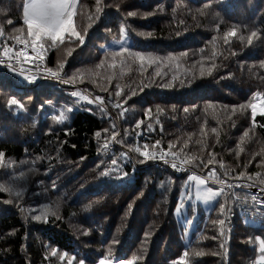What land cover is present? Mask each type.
<instances>
[{
    "label": "trees",
    "instance_id": "obj_1",
    "mask_svg": "<svg viewBox=\"0 0 264 264\" xmlns=\"http://www.w3.org/2000/svg\"><path fill=\"white\" fill-rule=\"evenodd\" d=\"M26 2L0 0V44L18 50L14 37L32 40L17 31ZM72 27L85 37L83 45L68 33L63 43H44L50 68L65 79L75 75L73 83L25 82L0 67V184L21 193L0 192V264H264L263 205L235 190L223 192L209 211L199 204L196 210L185 198L193 190L187 174L132 151L160 140L159 149L180 160L199 157L186 164L201 173L264 187V115L253 119L247 107L255 92H264V0H77ZM124 33L132 51L164 62L146 59L141 66L127 54L108 55L119 50L112 41ZM166 83L172 86H161ZM97 95L103 103L83 99ZM13 98L24 108L9 105ZM48 208L59 218L32 220ZM220 219L223 225L213 223Z\"/></svg>",
    "mask_w": 264,
    "mask_h": 264
},
{
    "label": "snow or ice",
    "instance_id": "obj_2",
    "mask_svg": "<svg viewBox=\"0 0 264 264\" xmlns=\"http://www.w3.org/2000/svg\"><path fill=\"white\" fill-rule=\"evenodd\" d=\"M97 4L99 5L100 0H96ZM75 7V0H28V2H26L23 5V24L27 26V34L28 36H30L32 38L31 43L34 45L32 48V51L40 58V60L42 61L44 59V57L41 55V52L44 50V44L43 43H37L39 41L43 39H46L48 41H51L53 45L56 44L57 41H60L61 43H63L64 41V37H65V33L69 34V37H76L79 41L80 45L84 44L85 41V37L83 35H81L80 33H78L76 31V29L74 27H72L73 24V8ZM100 9L99 7L97 8V12H99ZM129 16H135L136 14L134 12H129L128 13ZM12 21H9V24H11ZM3 28H0V36L3 35ZM17 31H19V29H17ZM121 33L124 32V29L121 28L120 29ZM229 33H226V35H228ZM141 36L144 35H151L150 33H140ZM256 33L253 32L252 36H255ZM15 39L19 40L20 44H27L28 41L25 39H20L18 37H14ZM241 40L244 39V37L240 38ZM130 41V37L128 39H124L120 42V48L118 51H112L110 53H108V55H110L113 58H118L123 56L124 54H127V56L129 58L132 59H138L141 62V66H143L145 60L147 59V61L149 63H157V65L159 66V63H163V59L159 58V57H154V56H148L146 57L143 52L141 51H132V43L129 42ZM248 43L251 44L252 43V38L249 37L248 38ZM39 49V51L37 50ZM71 54V53H69ZM3 55L5 57L8 58V63L5 64L4 59L0 58V64H5V66L9 69H14V64L11 62L14 58H19L21 60V62H23V60H27L28 56L25 53L24 50H21L17 53H13L12 48H4L3 49ZM167 59L169 61H171L172 59H174V57H167ZM123 63V61H122ZM104 61L101 60L99 65H97V67L103 66ZM37 67H39V64H37ZM64 67L63 64L60 65V69H62ZM110 67L115 68L116 65L113 63L112 65H110ZM90 75H93L94 73H92L90 71L89 73ZM159 75V73H157ZM208 75H211V69L208 70ZM19 75H21L25 81L28 82H37L41 77H44L45 79L48 77H51L57 81H62L65 84L68 83H73L76 79V76L73 75L72 77L65 79L64 77H62L60 75V71L56 70L54 71L52 68H46L45 71L43 73L40 72H33L30 75L25 76L23 71H21L19 73ZM200 75L203 76L205 75L204 71L201 70ZM109 79H111V77H109ZM176 77L173 76L172 80H175ZM0 83H5V81L3 80V78H0ZM92 83H95V81L93 80ZM43 85L41 83H36V87L37 88H41ZM162 87H171V84H163L161 85ZM117 89H119V85H117ZM102 91H106L107 89H101ZM140 90H143V85L141 86ZM120 91L117 90L116 92V96L119 97L120 96ZM70 95L72 97L75 98H80L82 96V94L80 92L77 91H72L70 93ZM132 95H135V91L132 92ZM254 98L257 101H260L262 104H264V92L261 91H257L254 93ZM83 99L87 100V102L89 104H93L97 101L103 103V98L99 95L93 97V98H89L88 96H83ZM9 105H17L20 109L24 108V105L21 104L17 99L13 98L10 99L8 101ZM120 105L118 104L117 107H119ZM224 107H227L226 105ZM241 108L245 107V105H240ZM247 107H249L251 109V116L253 117V119L256 117L257 115V103L255 102H250ZM68 111H72V109H68ZM158 112H162L163 109L158 108L157 109ZM173 111H175V107L173 106ZM183 111L185 113H187L189 111L188 107H185L183 109ZM261 114L264 115V107H261L260 109ZM57 119H64L63 114H61L60 116L57 117ZM140 123L142 122H137L136 123V128L139 129L140 128ZM152 124L149 123L147 125V128L149 130H152ZM104 131L107 133L108 129H104ZM212 131L215 132L216 128H212ZM95 135L97 137L100 136V132L97 131L95 133ZM245 136L248 135L247 132L244 133ZM117 138V134L115 131H113L111 133V139L113 141H116ZM161 145V141L160 140H156L154 145H149L148 143H145L143 145V149L141 147H134L132 148V151L135 153H138L141 157L144 158V160H160L163 161L166 164H170L171 168L176 170L178 167H180V165H178L175 160H176V156L177 153L174 151H163V150H158V151H149L148 149L150 147L152 148H157L159 149V146ZM107 147V144L105 145ZM74 147V146H73ZM167 148L169 150H171L173 148V144L171 142L168 143ZM122 156L124 158H129V153L128 152H124L122 154ZM3 157H4V153L0 152V164L3 163ZM168 157H171V160L168 159ZM199 160V157H193L192 160L189 161H181V165L184 163H192L194 161ZM200 163H204L203 161H200ZM213 163L212 159L209 158L207 160V164L211 165ZM111 164L112 166L115 168L118 164V161L116 159H112L111 160ZM118 171L123 172V175L125 178L128 177L129 173L127 171H123V169H119ZM25 175L24 172L20 173V177L23 178ZM102 176H108V172L104 171L101 173ZM215 171H213L209 178L214 177ZM241 175H243V173H241ZM259 175V174H257ZM187 180L189 181H197L199 185H206L207 184V180L205 178H202L201 176H197V175H189L186 177ZM224 181H221L219 179H217V184H224ZM229 187H231L229 185ZM0 192H7L10 196L11 195H15L16 197H19L21 195L20 191L17 190L15 188V186L13 185H5V184H0ZM224 192L223 188H216L214 189L213 187H205L203 189V191L201 192L199 189L197 191V195L198 198L202 199L205 203L207 202H211V201H215L218 197H220ZM253 199H255V197H253ZM6 203H11V200L5 201ZM59 206L57 205V208ZM88 207H91V205H88ZM130 207V205H129ZM220 211L221 213H223L225 211V204H220ZM179 210V209H177ZM49 216L52 217H56L57 219L59 218L58 215V211L57 210H52L51 208H48L46 211H43L40 215H32V220L34 221H43V222H47V219ZM260 222L264 223V214L260 215ZM213 223H219L220 225L224 224V220L220 219L218 221H213ZM261 253H264V240H261ZM53 255H56V250H53ZM185 256L188 255L187 252L184 253ZM196 255H202V253H197ZM61 259H63V257H61ZM73 259H75V257H73ZM261 261L264 262V255H261ZM69 264H71V261L69 262ZM79 264H85V260L81 259L79 261ZM90 264H95V261L90 262ZM98 264H106V260L105 259H99ZM119 264H130V262L126 261V260H120Z\"/></svg>",
    "mask_w": 264,
    "mask_h": 264
},
{
    "label": "built area",
    "instance_id": "obj_3",
    "mask_svg": "<svg viewBox=\"0 0 264 264\" xmlns=\"http://www.w3.org/2000/svg\"><path fill=\"white\" fill-rule=\"evenodd\" d=\"M9 47L10 46L0 44V58L4 59L5 64H7L9 61H8V58L3 55V49L9 48ZM32 48L33 46H30V45L27 48L26 47L21 48V46L19 45L18 49L24 50L28 56V59L23 60V62H21L19 58H14L11 61L15 66L13 70H15L18 73V75L21 71H23L25 76L30 75L33 72L43 73L46 68H50L47 63L46 54L43 51L41 52V55L44 57V59L41 61L40 58L32 51ZM12 50H13V53L18 52V50H15L14 48H12ZM37 50L39 51V49ZM5 64H0V67H6ZM37 64H39V67H37ZM25 82H28V81H25ZM158 150H163V149H158ZM168 159L171 160V157H168ZM181 161L183 160H180L178 158H176L175 160V162L178 165H180V167H178L176 170L173 169L176 173L187 174L188 176L189 175L201 176L202 178H205L207 180L208 185H212L216 188H223L224 193L226 194H229L235 190H243L250 196V198L254 202L259 203L264 206V187L263 186L255 184L250 181H246V180H230L225 177H217V176L209 178L210 174L203 173V172L201 173L198 170L194 169L193 167L187 165L186 163L181 165ZM161 162L163 161H160L158 159L155 160V163L157 165H161L160 164ZM217 179L224 181L225 183L218 185ZM229 185L231 187H229ZM253 197H255V199H253Z\"/></svg>",
    "mask_w": 264,
    "mask_h": 264
},
{
    "label": "rangeland",
    "instance_id": "obj_4",
    "mask_svg": "<svg viewBox=\"0 0 264 264\" xmlns=\"http://www.w3.org/2000/svg\"><path fill=\"white\" fill-rule=\"evenodd\" d=\"M27 2H28V0H27ZM76 4H77V0H75V7H76ZM75 7L73 8V15H74V11H75ZM19 32H24L25 34H27V26L26 25H24V24H22V25H20L19 26ZM65 34H67V33H65ZM27 36H28V34H27ZM31 38V37H30ZM32 39V38H31ZM124 39H128V36H127V34L126 33H124L119 39H117V40H113L112 41V46L114 47H116V46H120V42L122 41V40H124ZM26 40V39H25ZM28 41V43L27 44H20L19 42L18 43H16V45L15 46H17V48L19 47V45L21 46V48H23V47H29V45L30 46H34L32 43H31V41L30 40H27ZM44 39L42 38V40L41 41H39V42H37L38 44L39 43H43L44 44V50H43V52L45 53V43H44ZM130 42V41H129ZM49 66V65H48ZM50 67V66H49ZM255 103H257V114H261V111H260V109H261V107H264V104H262L260 101H257V100H255ZM192 183H193V190H191L190 189V191L188 192V194H186L185 195V198L187 199V200H189V201H192L194 204H195V209L197 210L198 209V207H196L197 206V204H199V205H202L205 209H206V211H209L210 210V208L212 207V205H213V202L214 201H211V202H207V203H205L202 199H200V198H198V195H197V191H198V189L202 192L203 191V189L205 188V187H213L214 189H216V187H214V186H212V185H208V184H206V185H199L198 184V182L197 181H192ZM243 191V190H242ZM184 213H186V205L185 204H183V205H181V207L179 208V211H178V214L181 216V217H183L184 216ZM261 261V258H260V260H259V262ZM128 262H130V264H134V262L133 261H128ZM106 264H119V262H117V263H109L108 261H106Z\"/></svg>",
    "mask_w": 264,
    "mask_h": 264
},
{
    "label": "crops",
    "instance_id": "obj_5",
    "mask_svg": "<svg viewBox=\"0 0 264 264\" xmlns=\"http://www.w3.org/2000/svg\"><path fill=\"white\" fill-rule=\"evenodd\" d=\"M21 51V49H18V52Z\"/></svg>",
    "mask_w": 264,
    "mask_h": 264
}]
</instances>
